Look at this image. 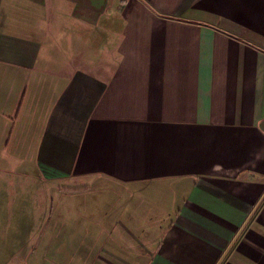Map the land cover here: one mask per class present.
Instances as JSON below:
<instances>
[{"label":"crops","instance_id":"obj_1","mask_svg":"<svg viewBox=\"0 0 264 264\" xmlns=\"http://www.w3.org/2000/svg\"><path fill=\"white\" fill-rule=\"evenodd\" d=\"M0 264H264V0H0Z\"/></svg>","mask_w":264,"mask_h":264},{"label":"rangeland","instance_id":"obj_2","mask_svg":"<svg viewBox=\"0 0 264 264\" xmlns=\"http://www.w3.org/2000/svg\"><path fill=\"white\" fill-rule=\"evenodd\" d=\"M75 229H77V228H75ZM74 233H75V231H74Z\"/></svg>","mask_w":264,"mask_h":264}]
</instances>
